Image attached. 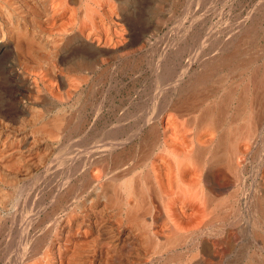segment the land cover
<instances>
[{"label":"bare ground","instance_id":"obj_1","mask_svg":"<svg viewBox=\"0 0 264 264\" xmlns=\"http://www.w3.org/2000/svg\"><path fill=\"white\" fill-rule=\"evenodd\" d=\"M140 1L0 0V264H264V9L189 12L175 76L155 37L151 111L100 137L74 106L111 67L143 66Z\"/></svg>","mask_w":264,"mask_h":264},{"label":"rangeland","instance_id":"obj_2","mask_svg":"<svg viewBox=\"0 0 264 264\" xmlns=\"http://www.w3.org/2000/svg\"><path fill=\"white\" fill-rule=\"evenodd\" d=\"M169 1V2H168ZM182 1V2H181ZM186 1H190L191 2V0H179L178 1V3H176V5L175 4H173L172 2H171V0H142V1H140V3L137 5V4H135L134 5V7H132V10H134L135 12H137V14L138 15H141V17L143 18V30H145V31H143L144 32V35L145 34H147V35H145L146 37H144L145 38V40H146V38L147 37H149V38H147V40L149 41L148 42V45H147V48L144 50V52L145 51H148L149 52V54H148V52H146V54H148L147 56H145V61H144V63H143V66H141V67H131V66H126V67H123V68H115V67H111L110 68V70L108 71L109 72V77L107 76V78L105 77L104 79L102 78H99L100 80H98L97 82H94L93 83V87H95V88H93L94 90H96L97 92H95L96 93V95L94 94V90L93 91H90L89 92V94H87V95H85L84 97H83V99H82V101L80 100V101H77L76 103H75V105L76 106H74L75 107V110L76 109H79L78 111H80L81 112V110H82V114L81 115H83V113L85 114V117L87 116V118H89V120H93V121H95L96 122V124H98L97 125V129L100 131L99 133H101V134H96V135H100V137H101V135H102V133H103V131L104 130H107V129H110L111 128V126H113V122H115V123H118V121H120L121 122V124L122 125H124V126H128V128L127 127H125V128H127V129H131V127L133 126L132 124H135L136 122L135 121H141L142 120V118H143V116L144 115H146L147 113L146 112H148L147 110H149V111H151V106H149V105H151V96H152V92L154 93L155 91H156V86H155V80H156V74H155V72H154V70H153V66H152V63H153V60L151 59V55H152V52H153V50L150 48V44L152 43V42H155L156 40H157V38H155V37H162V39L164 40V42H167L166 43V45H164V42H162L163 40L161 39V43H160V47H161V45H162V47L161 48H159L160 50H164L165 51V49L164 48H166L167 50H166V52H167V54H169V56H170V58H169V56L166 54V57L168 56V61L169 62H172L171 64H173V65H175V69L173 70V76H175L176 74H177V72H180L181 70H180V68H181V65H184V64H186L187 62H186V60H190V58L189 57H191V53H192V51L190 50V49H188L190 46H192L194 43H193V40H188V45H190L189 44V42L190 43H192L190 46H187V49H186V51L184 50V52L183 51H181L180 52V54L178 55V56H176L175 55V53H174V49H171V48H169V44H171V42L173 43V42H175L176 41V39H178L179 38V34H177V33H180V37H181V27L183 26V25H187L190 21V17H191V15L192 14H190L189 12H191V13H194V14H196V15H203L204 14V12L207 10V12H205L206 14H204L205 15V17H206V21H205V23L207 22L208 24H211L212 23V21H213V16H211V15H213V13H212V11H211V7H210V5L209 4H212V1L213 0H199V2H198V0H195V1H193L192 0V4H190L189 2H185ZM217 1V0H216ZM216 1L214 2V3H216ZM226 1H228V2H231L230 0H221V2H226ZM262 3H261V2ZM144 2V3H143ZM168 2V3H167ZM198 2V3H197ZM245 2V3H244ZM248 2V3H247ZM146 3V4H145ZM150 3V4H149ZM165 3V4H164ZM219 5H221V6H223V9H225L224 11L225 12H227L226 11V9L228 8V6H225L223 3H220V0L217 2ZM247 3V4H246ZM254 3H255V5L256 6H261L262 7V9H264V0L262 1V0H258V1H254V0H244L243 1V6L242 7H244L243 9L241 8H239V5H235V11H234V13H238V12H241L242 14V16H246V14L245 13H247L250 9L249 8H251V7H253V6H255L254 5ZM156 4V5H155ZM159 4V5H158ZM164 4V5H163ZM173 4V7H171V5ZM189 4V5H188ZM246 4V5H245ZM250 4V5H249ZM258 4V5H257ZM185 5L187 6V7H185ZM194 5V6H193ZM209 5V6H208ZM248 5V6H247ZM253 5V6H252ZM142 6V7H141ZM157 6V7H156ZM160 6H162V8L160 7ZM238 6V7H237ZM160 7V9H158ZM182 9V7H184L183 9H182V11H183V13H182V11H180L181 9ZM189 7V8H188ZM195 7H196V11H195ZM198 7V8H197ZM237 7V8H236ZM139 8V9H138ZM142 8H143V10H142ZM153 8V9H152ZM163 8H165L164 9V11H157V10H162ZM171 8V9H170ZM172 8H175L173 11H174V13L172 12ZM177 8V9H176ZM186 8H188L187 10H188V12H187V10H185ZM204 8H206V10L204 9ZM210 10H209V9ZM247 8H248V10H247ZM146 9V10H145ZM156 9V10H155ZM168 9H169V12H172L170 15H171V17H173L175 20H173L172 18H167L168 16H166L168 13H162V12H166V11H168ZM180 9V10H179ZM191 9V10H190ZM245 9V10H244ZM154 12H153V11ZM171 10V11H170ZM177 12H176V11ZM190 10V11H189ZM192 10H194L195 12H193ZM201 10V11H200ZM204 10V11H203ZM227 10H229V9H227ZM247 10V11H246ZM152 11V13L149 15V12H151ZM184 11H186V13H187V15H188V17H186L187 15H186V13L184 12ZM199 11V12H198ZM203 11V13L201 14V12ZM208 11H210V12H208ZM176 13V14H175ZM144 14V15H143ZM161 14V15H160ZM180 14V15H179ZM181 14L182 15H184V16H181ZM193 14V15H194ZM208 14V15H207ZM226 14V13H225ZM156 15H158V16H156ZM169 15V16H170ZM179 15V16H178ZM192 15V16H193ZM152 16V17H151ZM164 16H166V18L164 17ZM178 17V20H176L177 19V17ZM190 16V17H189ZM209 16L211 17V19L210 20H212L211 21V23H209L210 22V20H209ZM161 17V18H160ZM154 18V19H153ZM156 18H158L159 19V21H158V19H156ZM163 18V19H162ZM164 18H165V21H163L164 20ZM180 18V19H179ZM183 18H184V20H183ZM169 20V21H167V20ZM161 20V21H160ZM217 19L215 18V20L214 21H216ZM147 21H149V22H147ZM156 21H158V23H156ZM163 21V29L160 27L161 25H160V23ZM174 21H176V22H174ZM178 21H180V22H178ZM186 21V22H185ZM160 22V23H159ZM164 22L167 24L166 26H165V24H164ZM168 22V23H167ZM170 22V23H169ZM156 23V24H155ZM179 23H181V25L179 24ZM147 24V25H146ZM152 24V25H151ZM158 24V25H157ZM170 24V25H169ZM208 24H204V25H201V26H199V30H201V28L202 27H206V26H208ZM157 25V26H156ZM174 25V26H173ZM173 26V27H172ZM146 27V28H145ZM148 27V28H147ZM155 27V28H154ZM171 27V28H170ZM178 27V28H177ZM151 29V31H150V29ZM159 30H158V29ZM173 28V29H172ZM176 28H177V30H176ZM170 29H172L171 30V32H170ZM175 29V30H174ZM205 29V28H204ZM136 31H137V34H140V31L141 30H139V27L136 29ZM150 31V32H149ZM163 31V32H162ZM174 31V32H173ZM201 31H203V30H201ZM153 32V33H152ZM155 32V33H154ZM166 32V33H165ZM205 32V31H204ZM152 33V34H151ZM159 33V34H158ZM262 33V35H264V31H262L261 32ZM163 34V35H162ZM167 34V35H166ZM170 34H171V36H170ZM205 33H203V35H204ZM149 35V36H148ZM152 35V36H151ZM173 36V37H172ZM178 36V37H177ZM153 37V38H152ZM165 37V38H164ZM170 37V38H169ZM151 38V39H150ZM155 38V39H154ZM155 40V41H154ZM168 40H169V42H168ZM171 41V42H170ZM260 41H262V44H263V42H264V40H260ZM167 44H168V46H167ZM164 45V46H163ZM184 45V44H183ZM191 48V47H190ZM170 49H171V52H169L170 51ZM191 52V53H189V52ZM170 53H172V56H171V54ZM155 54V53H154ZM174 54V55H173ZM187 54H188V58H187ZM156 55V57H157V54H155ZM190 55V56H189ZM174 56H175V58H174ZM182 56V57H181ZM186 56V57H185ZM155 57V56H154ZM184 57V58H183ZM149 58V59H148ZM173 58V59H172ZM177 58V59H176ZM147 59H148V61H147ZM180 59H181V61H180ZM183 59V60H182ZM185 60V61H184ZM174 61H176L175 62V64H174ZM180 61V62H179ZM186 62V63H185ZM182 63V64H181ZM149 64V65H148ZM178 64V65H177ZM0 65H2V63H0ZM146 65H148V66H146ZM145 67H147L148 68V70H147V68H145ZM150 67V68H149ZM132 68V69H131ZM145 70H144V69ZM135 69V70H134ZM141 69V70H140ZM112 70V71H111ZM121 70H122V72H121ZM129 72H128V71ZM136 70H137V72H136ZM179 70V71H178ZM139 71H141V72H139ZM144 71V72H143ZM111 72H112V74H111ZM116 72V73H115ZM114 75V76H113ZM153 75V76H152ZM119 76V77H118ZM145 76H148L149 78H147V77H145ZM155 76V77H154ZM145 77V78H144ZM111 78V79H110ZM116 78H118V79H116ZM147 78V79H146ZM154 79V80H153ZM171 79V78H170ZM0 80H1V78H0ZM102 80H104V81H102ZM108 80H111V81H109L110 83H108ZM117 82H116V81ZM152 80H153V82H152ZM107 81V82H106ZM147 81V82H146ZM144 82V83H143ZM0 83H2V80L0 81ZM107 83V84H106ZM115 83V84H114ZM96 84V85H95ZM103 85V86H100V85ZM111 84V85H110ZM112 84L115 86V87H113L112 86ZM91 85V84H90ZM107 85V86H106ZM144 87H143V86ZM146 85V86H145ZM100 86V88H98ZM112 86V87H111ZM151 86V87H150ZM154 86V87H153ZM103 87V88H102ZM105 87V88H104ZM112 89H111V88ZM149 87V88H148ZM109 89V90H107V89ZM146 88H147V90H146ZM151 88V89H150ZM88 89V88H87ZM99 89V90H98ZM104 89V90H103ZM101 90H103L102 92H101ZM111 90V91H110ZM132 90V91H131ZM106 91V92H105ZM141 91V92H140ZM144 91V92H143ZM92 92H93V94H92ZM0 93H2V84H0ZM107 93V94H106ZM102 94V95H101ZM88 95H90V96H88ZM93 95V96H92ZM105 95H107V96H104ZM88 96V97H87ZM148 96H150V97H148ZM90 97V98H89ZM135 97V98H134ZM87 98H89V99H87ZM147 98V99H146ZM132 99V100H131ZM149 99V100H148ZM148 100V101H147ZM110 101H112V102H110ZM142 101H143V103H142ZM149 101H150V103H149ZM148 102V103H147ZM89 103V105H87ZM113 103V104H112ZM142 103V104H141ZM138 104V105H137ZM145 104V105H144ZM123 105V106H122ZM125 105V106H124ZM135 105H136V107H135ZM142 106V108H141V112H140V107ZM143 105L145 106V108H143ZM149 106L148 108H146L147 106ZM79 106V107H78ZM84 106V107H83ZM89 106V107H88ZM115 106V107H114ZM85 107H86V109H85ZM101 107V108H100ZM113 109H112V108ZM135 107V109H133ZM89 108V109H88ZM97 108V109H96ZM99 108H100V110H99ZM111 108V109H110ZM118 108V109H117ZM137 108H138V110H137ZM115 109V111H113ZM126 110V112H125V110ZM132 109H133V111H132ZM145 110V112H144V110ZM147 109V110H146ZM117 110V111H116ZM97 111V112H96ZM111 111V112H110ZM143 111V112H142ZM95 112V113H94ZM138 112V113H137ZM101 113H103V114H101ZM110 113V114H109ZM111 113H113V114H111ZM143 113L144 115L142 116L141 114ZM80 114V113H79ZM100 114V116H99V118H98V115ZM133 114V115H132ZM139 114H140V116L142 117V118H140V116H139ZM94 115V116H93ZM104 117H102V116ZM92 116V117H91ZM97 116V117H96ZM131 116V117H130ZM133 116V117H132ZM98 118V119H96V118ZM115 117H116V119H115ZM135 117L138 119V120H135ZM95 118V119H94ZM127 118V119H126ZM132 118V119H131ZM134 119V120H133ZM109 120V122H106V121H108ZM133 120V121H132ZM100 121V122H99ZM101 121H104V123H105V125H104V123L103 122H101ZM113 121V122H112ZM117 121V122H116ZM112 122V123H111ZM127 122H128V125H127ZM131 122V123H130ZM110 123V125H108ZM112 124V125H111ZM132 126H131V125ZM103 125V126H102ZM103 127V129H101ZM105 127H107V128H105ZM102 130V131H101ZM91 132H93V131H91ZM94 134H95V132H93ZM93 133H88L87 135H88V137H91V136H93ZM8 134L9 133H7V135L5 134V136L3 135V137H4V142L7 140V141H10V142H7L6 141V143H8V146L9 147H14L15 149L16 148H18L17 146H19L20 144L19 143H21V140L19 139V138H17L16 136L14 137V134L12 135V134H10L9 135V137H8ZM76 135H78L77 133H74V138H75V140L77 141V142H84V141H86V137H87V135H85V136H80V134L78 135V136H76ZM13 136V137H12ZM5 137L6 138H8V139H5ZM85 137V139H83ZM11 138V140H9ZM14 138V139H13ZM3 139V138H2ZM16 139V140H15ZM78 139H79V141H78ZM80 139H81V141H80ZM83 139V140H82ZM14 140L16 141V142H14ZM20 140V141H19ZM11 143H12V145H11ZM16 144H17V146H16ZM11 145V146H10ZM12 150L10 149V152H11ZM22 151H15V152H12L11 154H13V155H10V157L8 156V158H10V159H8V158H5V162L6 163H9L10 165L12 164L13 165V163L12 162H14L15 163V165L17 164V160L18 161H20V158H19V156H21V155H23L24 154V152H22V154L21 155H19L20 153H21ZM5 153H7V152H5L4 150H2V154H5ZM18 154V155H17ZM26 155L28 154V153H25ZM16 155H17V157H16ZM13 156H15V157H13ZM25 156V155H24ZM13 157V158H12ZM12 158V159H11ZM9 160H11V161H9ZM16 160V161H15ZM20 164V163H19ZM11 165V166H12ZM18 165V164H17Z\"/></svg>","mask_w":264,"mask_h":264}]
</instances>
